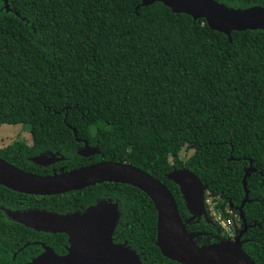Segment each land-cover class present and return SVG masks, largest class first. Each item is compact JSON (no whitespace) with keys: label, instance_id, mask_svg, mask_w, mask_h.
I'll return each instance as SVG.
<instances>
[{"label":"trees","instance_id":"obj_1","mask_svg":"<svg viewBox=\"0 0 264 264\" xmlns=\"http://www.w3.org/2000/svg\"><path fill=\"white\" fill-rule=\"evenodd\" d=\"M214 1L234 10L264 7V0ZM141 3L9 0L7 12L0 0V126L28 127L33 142H15L0 159L37 176L101 162L143 170L169 188L188 232L205 234L195 239L199 247L231 237L208 205V218H195L168 176L175 169L197 175L208 186L206 201L238 233L243 179L252 167L243 248L264 264V31L233 32L230 39L204 19L162 3L138 9ZM83 142L100 154L82 157ZM52 156L54 165L34 161ZM104 205L117 211L116 245L142 264H179L157 246L152 200L112 183L53 197L0 185V264H33L26 255L41 240L67 251V235L34 229L33 214L84 216ZM8 212L19 238L8 236Z\"/></svg>","mask_w":264,"mask_h":264},{"label":"water","instance_id":"obj_2","mask_svg":"<svg viewBox=\"0 0 264 264\" xmlns=\"http://www.w3.org/2000/svg\"><path fill=\"white\" fill-rule=\"evenodd\" d=\"M3 2L7 12H10L9 0ZM155 3H162L174 14H185L195 21L204 19L212 30L230 39L233 32L264 31V7L234 10L214 0H142L138 9ZM79 154L89 158L100 154V149L91 148L85 142ZM34 161L40 166H47L58 160L52 156L37 157ZM254 172V168H249L243 179L245 198L238 208L243 222L242 230L233 239L199 247L195 239L205 234L188 232L169 188L143 170L128 164L101 162L71 172L62 170L51 176H37L0 159V185L28 196H60L104 183L139 189L152 200L158 213L157 246L165 258L179 264H256L243 248L246 243L243 237L249 228L244 208L252 202L247 180ZM168 178L180 187L194 217L208 218V186L188 169H175ZM117 218L116 209L110 205L93 208L84 216L33 214L29 224L34 229L65 234L71 245L68 256L56 258L51 252L33 264H142L135 253L113 242Z\"/></svg>","mask_w":264,"mask_h":264},{"label":"rangeland","instance_id":"obj_3","mask_svg":"<svg viewBox=\"0 0 264 264\" xmlns=\"http://www.w3.org/2000/svg\"><path fill=\"white\" fill-rule=\"evenodd\" d=\"M15 142H22L24 144L31 146L33 142L31 138V134L29 132V128L23 127L21 125L0 126V149H5L6 147L14 144ZM192 153L193 150H190L188 152L183 151L181 154L182 160L186 161ZM207 205L211 209L212 213H217L216 210L213 208V203L210 200L207 201Z\"/></svg>","mask_w":264,"mask_h":264},{"label":"flooded vegetation","instance_id":"obj_4","mask_svg":"<svg viewBox=\"0 0 264 264\" xmlns=\"http://www.w3.org/2000/svg\"><path fill=\"white\" fill-rule=\"evenodd\" d=\"M31 138H32V137H31ZM83 145L85 146L84 142H83ZM0 150H2V149H0ZM89 158H92V157H89ZM87 159H88V158H87ZM55 163H56V162H54L52 165H54ZM54 171H55V170H53V172H54ZM1 210H2L3 212L8 211V210H5L4 207H2ZM10 214H13V213L8 212V214L5 216V217H8V218H7L8 220H10V222H9V224H8L7 226H8V227L11 229V231H12V232L9 233L8 236L13 238V235H14V236H17V238H19V234H18V232H20V231H18V229H17V231H16V230H14L11 226H9V225H11L10 223H11V221H12V219H11V217H10ZM13 230H14V232H13ZM13 233H15V234H13ZM15 240L18 241V239H15ZM53 242H54V241H53ZM113 242H114V241H113ZM60 243L63 244L62 242H60ZM68 244H69V246H68V248H67V251L64 252V251H60V249H55V248H53V247L47 245L46 242H45L44 240H41V241H39V242L36 243V245L39 246V250H37L36 252L32 253L31 255H29V253H27L26 257H27V256H30V257H29V260H34V261H35V260H37V259H39V258H41V257H43V256H45V255H47V254H50L51 252H53L52 255H54L56 258H64V257H66V256L69 255V249H70V247H71L69 240H68ZM28 245H29V242H28ZM28 245H26L25 248H27Z\"/></svg>","mask_w":264,"mask_h":264},{"label":"built area","instance_id":"obj_5","mask_svg":"<svg viewBox=\"0 0 264 264\" xmlns=\"http://www.w3.org/2000/svg\"><path fill=\"white\" fill-rule=\"evenodd\" d=\"M215 221L219 222L224 230L230 235L231 238L235 237V231L231 228L233 225V220L223 221L219 213H213ZM218 216V217H217Z\"/></svg>","mask_w":264,"mask_h":264},{"label":"clouds","instance_id":"obj_6","mask_svg":"<svg viewBox=\"0 0 264 264\" xmlns=\"http://www.w3.org/2000/svg\"><path fill=\"white\" fill-rule=\"evenodd\" d=\"M238 233H239V232H238ZM238 233L235 232V236H236V234H238ZM232 239H233V238H232Z\"/></svg>","mask_w":264,"mask_h":264}]
</instances>
